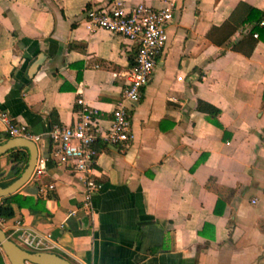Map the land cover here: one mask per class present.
<instances>
[{
	"label": "crops",
	"instance_id": "0c3cea01",
	"mask_svg": "<svg viewBox=\"0 0 264 264\" xmlns=\"http://www.w3.org/2000/svg\"><path fill=\"white\" fill-rule=\"evenodd\" d=\"M124 1L172 11L152 77L130 104L132 140L124 148L95 142L101 187L89 206L80 177L48 159L38 179L17 189L40 198L43 210L13 203L0 226L18 244L17 219L50 234L27 249L72 264H264V41L250 54L231 48L250 24L221 45L208 36L239 18L241 3L264 11V0ZM110 3L0 0V114L41 134L37 156L49 155L52 125L76 119L78 99L109 117L121 95L133 46L86 21L87 7ZM198 98L221 109V127L196 109ZM23 165L0 154L5 178ZM210 176L218 187L206 186ZM0 264H9L1 250Z\"/></svg>",
	"mask_w": 264,
	"mask_h": 264
},
{
	"label": "built area",
	"instance_id": "2783aa9c",
	"mask_svg": "<svg viewBox=\"0 0 264 264\" xmlns=\"http://www.w3.org/2000/svg\"><path fill=\"white\" fill-rule=\"evenodd\" d=\"M172 18L169 7H154L146 2L132 5L124 0H111L110 5L86 8V21L91 29L104 28L112 34L126 39L132 46L131 63L124 75L121 95L111 110L109 117L95 108L82 103L76 119L68 124H54L48 131L50 150L48 156H37L30 179H38L46 169V162L52 159L59 165L68 166L84 183L85 205H90L94 193L101 187L94 176L97 149L95 142L121 148L126 147L133 138L130 104L138 102L149 83L155 69L157 58L166 44L167 27ZM253 36H257L254 32ZM5 122V132L0 133V142L8 137L22 136L36 144L41 134L32 131L25 123L12 120L6 113L0 114ZM53 188L54 184L47 185ZM3 219H0L2 221ZM17 226L19 245L26 248H41L50 234L40 235L31 228ZM27 249V248H26Z\"/></svg>",
	"mask_w": 264,
	"mask_h": 264
},
{
	"label": "trees",
	"instance_id": "16d2710c",
	"mask_svg": "<svg viewBox=\"0 0 264 264\" xmlns=\"http://www.w3.org/2000/svg\"><path fill=\"white\" fill-rule=\"evenodd\" d=\"M239 6L243 7V12L239 18L235 20L232 18L226 19L221 24L212 26L208 32V36L214 43L221 45L222 43L227 41L229 37L241 26L250 24L251 27L248 32L245 33L240 40L231 44V48L242 51L245 54H250L257 40L260 39L264 41V11L255 6L246 5L244 3H241ZM254 32L257 33V37L253 36ZM196 109L204 112L208 121L217 126H222L218 119V115L221 112V109L217 105L204 99L198 98L196 101ZM7 152L9 159L12 162H18L22 160L24 162L22 168L25 167L28 158V151L25 148H13L8 150ZM200 160H203L202 156ZM22 168L18 169L16 173L10 178H5V176H3V173L0 172V184L6 185L10 181H12L20 174ZM206 186L208 188H216L219 185L216 184L215 178L210 176L206 181ZM233 192L234 189L229 190L228 199H230ZM13 203L17 204V206L19 207H27L31 212L43 210V202L40 198L35 197L33 194L23 193L19 190H16L11 194L0 197V219H7L13 216Z\"/></svg>",
	"mask_w": 264,
	"mask_h": 264
},
{
	"label": "water",
	"instance_id": "95a60500",
	"mask_svg": "<svg viewBox=\"0 0 264 264\" xmlns=\"http://www.w3.org/2000/svg\"><path fill=\"white\" fill-rule=\"evenodd\" d=\"M41 63V58L38 57L30 66L28 74L31 76ZM13 148H25L28 151L26 165L20 174L6 185L0 184V197L11 194L24 185L31 177L34 165L37 159L36 143L26 137L14 136L8 137L0 142V154L7 152ZM31 189L30 191H34ZM0 247L6 255L10 264H72L71 261L55 252L37 250L31 251L16 241L11 239L0 226Z\"/></svg>",
	"mask_w": 264,
	"mask_h": 264
},
{
	"label": "rangeland",
	"instance_id": "374dc122",
	"mask_svg": "<svg viewBox=\"0 0 264 264\" xmlns=\"http://www.w3.org/2000/svg\"><path fill=\"white\" fill-rule=\"evenodd\" d=\"M25 247L28 248V249H32V248H30V247H28V246H25ZM0 250H1L2 253H4V252L2 251V249H1V247H0ZM8 263L10 264L9 261H8ZM28 264H31V263H28Z\"/></svg>",
	"mask_w": 264,
	"mask_h": 264
}]
</instances>
